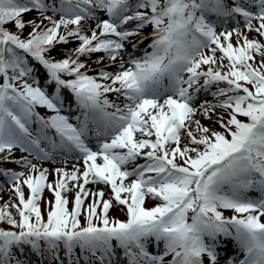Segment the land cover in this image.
<instances>
[{"label":"snow or ice","instance_id":"6c2138e0","mask_svg":"<svg viewBox=\"0 0 264 264\" xmlns=\"http://www.w3.org/2000/svg\"><path fill=\"white\" fill-rule=\"evenodd\" d=\"M6 164L0 264H264V0H0Z\"/></svg>","mask_w":264,"mask_h":264},{"label":"rangeland","instance_id":"374dc122","mask_svg":"<svg viewBox=\"0 0 264 264\" xmlns=\"http://www.w3.org/2000/svg\"><path fill=\"white\" fill-rule=\"evenodd\" d=\"M34 16H36V13H35V12L26 15V16H25V19H26V20H29V19L33 18ZM30 31H31V29H30V28H27V29H25L24 34H27V35H28V33H29ZM233 42L235 43V39H234ZM71 46H72V45H69L68 47H71ZM218 55H219V54H218ZM59 58H62V56H59ZM95 59H96V56L94 55V56L92 57V60H95ZM225 64H227V61H225ZM88 65H89V67H92V68L96 67V65H94V64L92 63V61H88ZM109 70H112V69H109ZM93 74H94V73H93ZM202 123L207 124L208 121H207V120H202ZM216 127L218 128L219 126L216 125ZM47 166H49V165H47ZM15 168H16V167H15ZM100 187H102V185H101ZM93 189L95 190V187H94V186H93ZM25 192H26V194H27L28 190L25 189ZM10 195H11V194L9 193V191H8V189H7V186H5L3 189H0V197H2V199H0V207H1V208L3 207L4 203L7 202V201L10 199ZM44 197H45L46 199H54V198L52 197V194H51L50 192H48V191H46V192L44 193ZM68 198H69L70 200L74 199V193H68ZM13 203H18V201H17V200H13ZM154 203H155L154 201L148 200V201H147V206H149V207L154 206ZM71 206H72V205L70 204L69 207L71 208ZM110 214H111L113 217H116V218H118V219H122V217L124 216V212L120 211V210L117 209V208H113V209L111 210V213H110Z\"/></svg>","mask_w":264,"mask_h":264},{"label":"trees","instance_id":"16d2710c","mask_svg":"<svg viewBox=\"0 0 264 264\" xmlns=\"http://www.w3.org/2000/svg\"><path fill=\"white\" fill-rule=\"evenodd\" d=\"M13 213L16 214L15 211H13ZM3 225H4V224H3Z\"/></svg>","mask_w":264,"mask_h":264}]
</instances>
